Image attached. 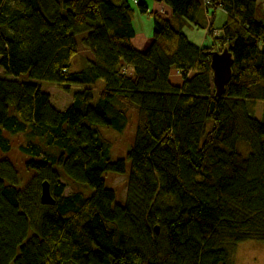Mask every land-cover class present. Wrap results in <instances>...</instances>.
<instances>
[{"label": "trees", "instance_id": "1", "mask_svg": "<svg viewBox=\"0 0 264 264\" xmlns=\"http://www.w3.org/2000/svg\"><path fill=\"white\" fill-rule=\"evenodd\" d=\"M161 1L196 25L203 6L210 44L193 45L150 13L151 44L134 50L128 0H0V69L14 78L0 77V264H229V248L264 242L256 0ZM217 11L224 20L215 29ZM79 35L91 59L69 72ZM222 50L230 76L216 95L210 55ZM36 82L70 105L56 110ZM131 111V147L113 159L102 130L122 132ZM18 134L20 170L3 156ZM107 174L125 175L124 201ZM62 178L77 188L64 195ZM44 181L53 205L40 203Z\"/></svg>", "mask_w": 264, "mask_h": 264}, {"label": "rangeland", "instance_id": "2", "mask_svg": "<svg viewBox=\"0 0 264 264\" xmlns=\"http://www.w3.org/2000/svg\"><path fill=\"white\" fill-rule=\"evenodd\" d=\"M133 8L132 13V27L134 30V36L130 39L131 47L138 51L144 52L151 44V16L150 13H157L162 17L169 19L171 25L181 32L186 39L193 45L201 48L210 44V38L207 35V28L210 20L208 19L205 9L202 6L201 11L196 17L198 25L184 20L183 18L176 17L171 14L169 7L162 1L154 0H128ZM144 3L147 11L146 13H140L138 11L136 3ZM9 3L13 6L14 2ZM257 6V18L258 20L264 19V0H256ZM210 11V10H209ZM224 20V15L217 11L214 21V28L217 29ZM82 35L76 37L77 53L70 59L69 72H76L81 70L86 60L91 59V54L81 44ZM0 77L7 79H14L9 76L3 75L0 69ZM39 89L46 93L49 97L50 104L58 111L66 109L70 103L71 98L64 94L60 89L55 86L36 82ZM102 81H97L96 86L102 88ZM135 125L134 112L128 113V119L126 126L122 132H113L112 130H102L103 135L108 138L111 143L110 156L113 159L126 158V153L129 151ZM10 141V151L8 154L3 155L7 158L11 164L18 170L22 167L23 156L19 153L18 147L24 144V137L22 135H8ZM126 173L129 170V162L126 159ZM22 173V172H21ZM24 176H22V179ZM62 182L65 184L64 195H68L71 191L76 189L67 179L62 178ZM126 178L125 175H112L107 174L105 176V184L108 188L114 191L116 199L120 202L125 200L126 196ZM228 263L229 264H264V242L261 241H246L238 243L228 250Z\"/></svg>", "mask_w": 264, "mask_h": 264}, {"label": "water", "instance_id": "3", "mask_svg": "<svg viewBox=\"0 0 264 264\" xmlns=\"http://www.w3.org/2000/svg\"><path fill=\"white\" fill-rule=\"evenodd\" d=\"M161 1V0H154ZM231 57L226 50L221 52H212L210 55V69L212 72L213 84L218 95L230 76ZM39 200L42 205H53L54 200L50 196L47 183L44 181L41 184Z\"/></svg>", "mask_w": 264, "mask_h": 264}, {"label": "crops", "instance_id": "4", "mask_svg": "<svg viewBox=\"0 0 264 264\" xmlns=\"http://www.w3.org/2000/svg\"><path fill=\"white\" fill-rule=\"evenodd\" d=\"M256 11H257V9H256ZM207 17H208V15H207ZM169 81L174 85H180V83H181V78H180L179 74L174 69H171L169 72Z\"/></svg>", "mask_w": 264, "mask_h": 264}, {"label": "built area", "instance_id": "5", "mask_svg": "<svg viewBox=\"0 0 264 264\" xmlns=\"http://www.w3.org/2000/svg\"><path fill=\"white\" fill-rule=\"evenodd\" d=\"M203 2H204V3H208V1H207V0H203Z\"/></svg>", "mask_w": 264, "mask_h": 264}]
</instances>
